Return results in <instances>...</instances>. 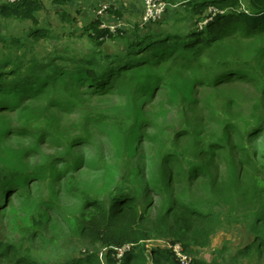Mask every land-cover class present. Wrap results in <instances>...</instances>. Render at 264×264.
Instances as JSON below:
<instances>
[{"label":"rangeland","instance_id":"1","mask_svg":"<svg viewBox=\"0 0 264 264\" xmlns=\"http://www.w3.org/2000/svg\"><path fill=\"white\" fill-rule=\"evenodd\" d=\"M167 1L170 6L155 25L144 27L123 18V28L118 30L123 36L135 25L140 32L159 30L168 20L186 30V22L174 15L184 14L185 0ZM47 14L40 15L41 24L57 38L40 41L39 57L54 54V49L64 57L91 51L83 21L77 27L71 19L61 25V13ZM30 27L31 21L0 18V34L7 37L24 35ZM110 40L106 42L114 50L111 53L123 49L119 39ZM172 58L127 69L98 93L88 87L84 74L71 76L63 68L51 84H47L51 80L38 82L29 91L0 94V253L4 244L14 247L0 255V264H24L17 262L19 257L39 264H74V258L88 253L100 255L102 241L75 230L77 222L97 215L98 209L87 202L106 207L122 193L135 194L144 206L152 203V222L161 203L170 204L176 198L193 201L196 208L222 220L210 238V243H222L221 253L220 247L212 251L210 243L186 251L170 232L152 231L139 244L147 249L176 245L191 260L212 253L213 257L218 254L220 263L230 262L238 246L231 249L225 235L235 237L241 230L249 234L246 225L236 220H250L255 210L247 192L233 195L243 187L249 190L258 177L264 180V121L245 132L257 124L252 111L264 109V92L247 74L241 76L244 79L231 75L223 82L205 79L219 64L231 67L246 61L264 76V35L247 36L239 29L195 58L185 54ZM26 119L42 126L47 121L50 127L37 137L22 128ZM219 142L222 146L215 144ZM168 152L176 156L163 159ZM190 165L199 169L190 181L175 174L189 171ZM38 166L41 172L34 173ZM160 168L166 170L164 179L173 180L165 191L157 185ZM216 183L217 188L221 184L219 190ZM215 193L220 197L211 206ZM132 246L120 248L118 263ZM238 264L258 262L246 257Z\"/></svg>","mask_w":264,"mask_h":264},{"label":"trees","instance_id":"2","mask_svg":"<svg viewBox=\"0 0 264 264\" xmlns=\"http://www.w3.org/2000/svg\"><path fill=\"white\" fill-rule=\"evenodd\" d=\"M51 1L56 5H63L67 0ZM42 6L41 0H21L13 4L0 5L1 19L31 21L32 24L31 29L24 35L7 37L0 34V94L7 91L18 92L21 89L29 91L30 86L38 82L51 80L47 83L51 84L55 77H59V71L63 68H67L71 76L84 74L90 83L88 87L93 89L94 93H98L106 90L112 80L121 77L127 69L166 61L172 55V61L180 54L195 58V55L209 48L211 43L218 42L239 29L247 36L264 35V0H245V3L242 0H185L181 9L184 14L176 12L174 15L186 22V30H181L175 25V20H168L169 25L165 24L162 29L140 32L138 25H135L129 35L123 36L121 32L114 33L107 28H100V20L95 19L85 27L93 45L91 51L81 55L68 53L64 57L54 49L53 55L48 53L39 57L36 48L41 45L40 41L57 38L50 30L38 25L35 14ZM62 14V18L66 20L67 17ZM202 21L205 22L199 28L198 25ZM109 39L110 41L119 39L123 49L111 53L114 50L110 47V51H106L103 45L107 44L106 41ZM61 60L65 64L58 63ZM244 74L255 78L259 91L264 92V76L260 75L251 61L234 63L231 67L219 64L209 71L205 80L223 82L231 75L238 79ZM253 114L257 124L252 123L251 127L246 129V133L257 128L260 120L264 121V109L254 110ZM226 124L238 125V122L227 121ZM49 127L47 121L43 126L34 124L32 119L22 122V128L27 132H33L37 137ZM215 144L222 146L220 142ZM228 146L226 145L227 149ZM242 146L245 147V144ZM169 156L176 154L168 152L163 159ZM174 159L175 157H170L169 161ZM187 168L189 171L180 170L175 174H180L186 181H190L199 169L193 165ZM41 170L42 168L38 166L33 172L38 173ZM165 171L161 168L159 171L157 185L161 191L170 187L173 181L169 178L164 179ZM218 187L221 188L220 183ZM219 188L216 183V190ZM246 192L249 195L248 202L250 200L255 206L254 216L251 221H236L246 225L247 232L252 236L251 240L233 252L230 262L220 263L217 254L209 263L202 262L196 257L189 264H238L240 258L246 257L256 259L258 264H264V180L256 178L249 190L248 187H243L237 190L233 197ZM218 197L220 194L215 193L216 201L211 206L218 203ZM87 204L98 209L97 215L78 221L75 230L101 240L104 248L100 255L88 253L74 258L72 260L74 264H181L170 248L155 245L147 249L145 245L139 244V241L147 239L152 231L170 232L174 241L180 242L186 251L193 252V246L205 247L210 243L212 233L222 222L219 215L209 213L207 209L196 208L194 202L188 199L176 198L170 204L161 203L163 207L159 209L153 222V204L144 206L135 194L122 193L114 196L106 207L92 201ZM129 243L133 246L124 251L118 263L117 254L120 248ZM2 247L0 255H6L14 250L12 245L4 244ZM223 250L224 248H221L218 253ZM17 262L39 264L25 257H19Z\"/></svg>","mask_w":264,"mask_h":264},{"label":"crops","instance_id":"3","mask_svg":"<svg viewBox=\"0 0 264 264\" xmlns=\"http://www.w3.org/2000/svg\"><path fill=\"white\" fill-rule=\"evenodd\" d=\"M42 1L43 0H41V2ZM48 1V4H42V9L35 14L37 21L39 22L38 25H43L41 24L43 20H41L40 15H45L50 11H53L54 15L57 16L58 13H61V15H63L62 13H64V15L69 18V20H65L64 18L60 17V24H66L71 19V25L73 27H77L82 21L85 23V27H88L95 19H102L100 21H103L107 24L116 23L118 20L120 22L123 18L126 21H130V19H133L132 21L139 22V18L143 9L142 0H67L63 5H56L52 3L51 0ZM5 2L6 0H0V5L4 4ZM103 4L107 5L105 13H108V15L103 14L101 16H98L96 11ZM46 16L48 17L49 15L47 14ZM81 16L84 17L81 18ZM108 48L110 49L109 45ZM223 238L224 237L222 236V239ZM225 239L229 240V242L231 241V249H235L237 246L239 248L240 244L242 246L251 240L250 235H244L242 230L240 231V234L235 237H232L231 235L230 237H226L225 235ZM221 244L222 243L220 242H217V244H213L212 241L210 243V247L213 251L214 249L220 247ZM203 256L204 259L202 258L200 260L205 263H209L214 258L212 253H204Z\"/></svg>","mask_w":264,"mask_h":264},{"label":"built area","instance_id":"4","mask_svg":"<svg viewBox=\"0 0 264 264\" xmlns=\"http://www.w3.org/2000/svg\"><path fill=\"white\" fill-rule=\"evenodd\" d=\"M21 0H6L7 3L13 4L17 3ZM143 2V9L142 13L139 18V23L141 26L149 27L153 26L156 23L160 22L166 13L167 8L170 6L167 0H142ZM107 9V5L103 4L101 7H99L96 11L98 16H101L105 13ZM122 22L119 20L116 23L107 24L103 21H100L99 27L100 28H107L110 31L117 33L121 32L118 29H122ZM203 23H199V25H202ZM122 33V32H121ZM168 248H170L173 253L179 258L180 262L183 264H188V262L191 261L190 258L186 257L185 255H181L179 251L177 250L176 245H168ZM176 252V253H175Z\"/></svg>","mask_w":264,"mask_h":264},{"label":"water","instance_id":"5","mask_svg":"<svg viewBox=\"0 0 264 264\" xmlns=\"http://www.w3.org/2000/svg\"><path fill=\"white\" fill-rule=\"evenodd\" d=\"M103 47H104V49H105L106 51H108V50H109V48H108V45H107V44H104V45H103Z\"/></svg>","mask_w":264,"mask_h":264}]
</instances>
